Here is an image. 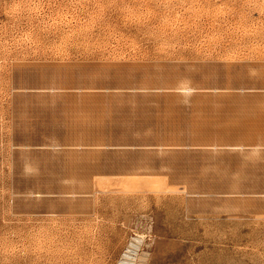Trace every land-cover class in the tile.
<instances>
[{"label":"rangeland","instance_id":"374dc122","mask_svg":"<svg viewBox=\"0 0 264 264\" xmlns=\"http://www.w3.org/2000/svg\"><path fill=\"white\" fill-rule=\"evenodd\" d=\"M0 264H264V0H0Z\"/></svg>","mask_w":264,"mask_h":264}]
</instances>
